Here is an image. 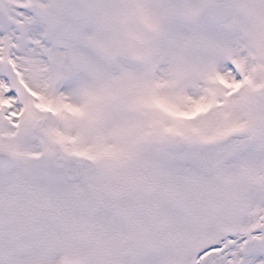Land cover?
Instances as JSON below:
<instances>
[{
  "label": "snow or ice",
  "instance_id": "1",
  "mask_svg": "<svg viewBox=\"0 0 264 264\" xmlns=\"http://www.w3.org/2000/svg\"><path fill=\"white\" fill-rule=\"evenodd\" d=\"M0 264H264V0H0Z\"/></svg>",
  "mask_w": 264,
  "mask_h": 264
}]
</instances>
